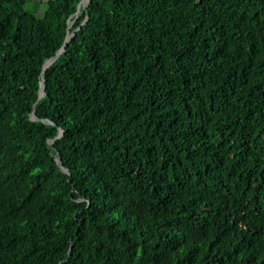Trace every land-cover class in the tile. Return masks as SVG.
Returning a JSON list of instances; mask_svg holds the SVG:
<instances>
[{
	"label": "trees",
	"instance_id": "16d2710c",
	"mask_svg": "<svg viewBox=\"0 0 264 264\" xmlns=\"http://www.w3.org/2000/svg\"><path fill=\"white\" fill-rule=\"evenodd\" d=\"M39 3L0 0V264H264V0Z\"/></svg>",
	"mask_w": 264,
	"mask_h": 264
},
{
	"label": "water",
	"instance_id": "95a60500",
	"mask_svg": "<svg viewBox=\"0 0 264 264\" xmlns=\"http://www.w3.org/2000/svg\"><path fill=\"white\" fill-rule=\"evenodd\" d=\"M88 1H89V0H80L79 6H78V10H77V16H76V18L71 22L69 29H70L71 26L74 24L75 20H77V18L79 17L80 7H81V6H84V8L87 10V4H88ZM77 29H78V28H77ZM77 29H74L72 32H70V33L68 34L65 44H64V46L59 50V52H58L55 56L49 58V59L45 62L44 66H43V73H42L43 77H42V80H41V83H40L39 98H42V97L45 95V92H43V89H45V87H46V82H45V71L47 70V68H48L51 64H53V63L55 62V60L57 59V57H58L62 52L65 51L66 46H67V44H68L70 38L72 37V35L75 33V31H76ZM35 107H36V104L34 105V108H35ZM32 119H34V120H40V119L37 117V114H36L35 109H34V111L32 112ZM63 134H64V132H63V130H62V131H61V134H60L58 137H62ZM49 143H50L51 145H53V141L49 140ZM57 162H58V165L60 166V168H61L64 172L69 173V170L64 168L63 160H62V157L60 156L59 153H58Z\"/></svg>",
	"mask_w": 264,
	"mask_h": 264
},
{
	"label": "rangeland",
	"instance_id": "374dc122",
	"mask_svg": "<svg viewBox=\"0 0 264 264\" xmlns=\"http://www.w3.org/2000/svg\"><path fill=\"white\" fill-rule=\"evenodd\" d=\"M40 1V3L39 4H41V6H40V9H39V11L40 12H42V6H43V4H44V2H46L47 0H39ZM32 4V3H31ZM31 4H28V11L30 12L29 14H30V17L32 18V20L37 24V25H39V26H42V21H41V19H35L33 16H32V9H31ZM34 4V3H33Z\"/></svg>",
	"mask_w": 264,
	"mask_h": 264
}]
</instances>
